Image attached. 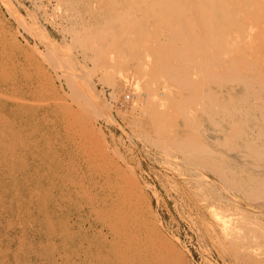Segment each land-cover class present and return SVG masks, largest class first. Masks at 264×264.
I'll return each mask as SVG.
<instances>
[{
    "label": "rangeland",
    "instance_id": "obj_1",
    "mask_svg": "<svg viewBox=\"0 0 264 264\" xmlns=\"http://www.w3.org/2000/svg\"><path fill=\"white\" fill-rule=\"evenodd\" d=\"M120 1L116 0L119 5L112 4L105 9V12L108 10L111 16H114L112 6L120 7ZM127 1L122 0L121 5V9L125 4L128 9L124 7V11L122 10L125 14L122 15L123 21H121L122 33H116L115 38H104L103 46V42L99 43L102 48L98 49L97 43H93V40H96L95 28L104 25L105 29L109 25L107 17L111 19L104 11L101 13L94 10L95 26H91L93 22L88 23L90 26L84 28L82 26L81 32L83 31L84 36L79 35L80 38L76 39V36L70 35L71 31L70 27L66 26L67 23L61 21L52 10L48 9L46 13L40 14L33 9L30 0H0V26L15 33L16 40L18 39L21 46L17 49L18 56H12L13 68L9 73L0 72V93L3 92V96L10 98L28 99V110L31 112L32 108H36L40 113L39 117H31L33 120H30L44 127L47 125L45 120H48L50 115L52 117L51 111L46 110L48 109L46 104L52 101L46 89L45 92L41 91L39 81L42 83V79L38 75V69L34 70L37 64L50 70L52 83L62 92L63 102L72 104L83 117L89 116L103 134V139L106 140V149L104 147L103 151L110 154V151H113L124 157L126 163L133 168L136 179L148 199L150 210L158 219L160 233L164 238L175 241L174 244L183 256L182 264H264V138L260 137L254 145L263 148L260 146L254 148L252 146L254 138L249 136L250 131L256 134L253 132L256 127H264L262 124L264 121V0H153L154 2L137 0V3L136 0ZM139 14L143 19L137 16ZM144 24L150 26L145 27ZM79 30V28L76 30L78 34H82ZM86 33L89 36H86ZM83 38L89 39L88 42ZM32 57L33 60L30 62ZM224 59H228V62H225L231 65L235 61L236 66L231 74L233 72L237 74L233 76L234 73L230 75L229 72H225L224 78L223 75L220 77L222 79H206L205 75L215 73L214 69L221 64V69H215L216 71L227 69L228 64L222 61ZM178 62L181 63L177 64ZM49 64L53 71L49 68ZM237 64H241L240 69ZM178 68L184 69L185 77L187 76L185 80L190 82L187 85H184L185 81L179 84V80L174 77V72ZM32 72H36L35 76ZM255 72L258 74L255 75ZM24 73L27 77H23ZM9 75H16L18 82L26 83L27 86L21 85L18 89H11L6 82H3ZM231 76L232 78H229ZM175 84L184 86V89H180ZM205 89H209L214 94L218 93L222 99L226 94L229 95V100L234 94L238 99L239 96L242 97L240 99L242 101L238 104L241 108L242 104L248 111L247 116L244 114L247 117L246 122L241 121L242 124H239L238 121L241 120L237 115L239 110L236 111L234 106L237 104L233 105V102H230V105L226 100H214L212 102L216 103L211 104L212 102L208 103L207 99H202ZM179 90L184 93L185 98L191 100L183 112L176 106L177 104H174L182 97ZM167 92H170L169 95L177 94L174 95L173 102L171 101L173 97L170 98ZM253 93H257V96ZM140 94L143 95L138 96ZM126 95H129L128 99H125ZM167 97L169 100L166 99ZM35 101L47 103L37 102V105ZM12 105L10 100L6 101L0 97V112L10 123L18 118L12 111ZM79 108L82 113L79 112ZM20 111L27 114L22 108ZM48 111L50 113H47ZM61 113H59L60 120L64 117ZM82 116L78 115V117ZM231 120L233 124L238 122L234 134L230 133L233 125ZM62 122L61 120L58 123L60 136L58 135L59 140L57 139L59 142L56 140L55 145L53 144L54 147H58L57 142L61 143L60 140L64 143L72 136L70 132L72 129L68 127L67 121L63 122L64 124L66 122L65 125ZM64 129L69 132L65 133ZM226 129H229L232 136ZM242 129H246V133ZM202 133L205 138L201 136ZM187 135L195 138L200 135L201 140L205 142L208 140L207 142L218 143L224 136L230 139L233 142L232 149L227 150L229 153H223L226 165L217 154L218 152L220 154L222 149L219 146V148L213 147L217 152L210 154L204 152V155L198 151L182 150L180 142L183 143L182 139L189 137ZM92 149L90 150L96 151ZM58 150L60 157H63V161L66 159V162L69 156L65 155L68 151H63L67 153L64 155L61 147ZM87 151L84 153L88 154ZM32 157L35 156L28 155L20 159L21 161H10L8 165L0 167V264H63L65 262L59 258L62 252L55 245L58 241L48 235L45 215L37 211L40 210L37 205L39 197L35 198L39 196H36L38 190L36 194L34 193L35 197L33 192H30L34 189L33 181L38 177L35 168H25L27 164L25 159L30 161ZM232 158L233 161L229 162ZM238 160L244 164H238ZM104 161L100 162L101 167L105 164L104 166L110 167L112 172L116 163L120 167V162L115 163L113 159L109 161L113 165L115 163L114 166ZM252 163H255L253 164L255 167ZM228 165L231 170H228ZM104 166L98 168L105 170ZM238 166L240 171L237 169ZM252 174L253 177L254 175L259 179L261 177V183L249 180L248 176L252 177ZM45 178L48 180L47 177ZM46 181L44 179L43 188L49 185ZM29 183L32 184L31 187H28ZM258 184L259 186L262 184L261 188L256 187ZM42 192H45L44 189ZM51 192L56 196L50 198L57 202L59 190H54L55 194L53 190ZM30 200L34 203H29ZM24 212H28V217ZM31 214H34L33 218L29 216ZM71 218L74 219V216L70 217V221ZM33 219L36 223L37 221L40 223L38 222L37 225ZM42 220L45 225H42ZM45 228L47 231L44 230ZM83 232L86 233L85 230ZM51 242H54V245ZM50 245L52 246L48 250ZM79 254L84 256L83 252L79 251ZM82 256L77 259L78 257L73 255L71 264H78L81 260L82 264H87L86 261L83 263ZM76 260H79L78 263ZM181 263L179 261L177 264Z\"/></svg>",
    "mask_w": 264,
    "mask_h": 264
},
{
    "label": "bare ground",
    "instance_id": "obj_2",
    "mask_svg": "<svg viewBox=\"0 0 264 264\" xmlns=\"http://www.w3.org/2000/svg\"><path fill=\"white\" fill-rule=\"evenodd\" d=\"M30 1L34 7L33 9H35V11L37 13L44 14V13H46V11L48 9L55 12V15L61 21H64L67 23V24L66 23L65 24H66V26L70 27L69 28L71 31L70 35L72 37L76 36V39L78 37L80 38L81 35L84 36V34L82 33L83 31L81 32L82 26H83V28L90 26V24L88 25V23L93 22V18H95V16H96L94 14V12H95L94 10H96V12L98 10V12L102 13L103 11L105 12V9L111 7L112 4L119 5L118 2H116V0H30ZM118 1H120V0H118ZM130 1H127V2H130ZM120 2L122 5L123 4L122 0ZM137 2L138 1L136 0L135 3H137ZM143 2H145V1H143ZM148 3L151 4V2H148ZM148 3H146V4H148ZM115 5H114L115 8L112 6V10L114 9V11H112V14H114V16L113 15L111 16V14L108 12V10H106V12H105L107 15L109 14L108 16L111 17V19H110L109 17L106 16L109 20L105 17L107 19V21L109 22V25L105 29L103 28L104 25H101L100 24L101 22L97 20L98 22H100L98 24H100L101 26H98L97 28H95L96 40L94 39L93 43H97V47L96 46L95 47L98 49H100L99 47H101V45L99 46V43L103 42L104 38L105 39H106V37L115 38V34L118 32L120 33L122 28H123L121 21H123L122 15H125V14L122 13V10L126 6V4L124 7H122V9H121V5H120V7H117V8ZM140 5H143V4H140ZM125 8L127 9V7H125ZM148 9H145V10H148ZM129 10H131V9H129ZM34 13H33V15H34ZM127 15H128V13H127ZM137 16H140V14ZM16 18L18 19L19 22L21 21L18 16ZM95 19H94V21H96ZM141 19H143V18L141 17ZM124 20H126V19L124 18ZM147 20H148V18H147ZM106 22H104V24ZM123 24H124V22H123ZM150 24H152V23H150ZM91 26H95L94 22L92 23ZM146 26H150V25H145V27ZM78 28L80 29L79 31L82 34H78V32L76 31ZM157 29H158V27H157ZM92 30H94V29H92ZM86 32H88V31H86ZM91 32H94V31H91ZM91 32L89 34H91ZM85 35L87 36L88 34L86 33ZM134 37H132V38H134ZM83 40L88 42L89 39L83 38ZM17 41H18V39L16 40L15 33L7 30L6 28H4V26L3 27L0 26V72L1 73H9V71L13 68V67H11L13 65V62H14L13 61L14 58L12 56H18L17 53H19V51L17 49H18V47H21L19 41L18 42ZM134 41H136L135 38H134ZM18 43H19V46L17 45ZM145 43H146V41H145ZM103 44H104V42L102 43V46H103ZM86 46H84V47L86 48ZM83 49L84 48H82V50ZM186 50H187V48H186ZM184 51H185V49H184ZM176 54H177V52H176ZM184 55H185V53H184ZM187 55H188V53H187ZM177 56H179V55L177 54ZM237 57H239V56H237ZM217 58H218V56H217ZM27 60L28 59H26V61ZM31 60H33V57H32V59H30V62H31ZM227 60L228 59H226V60L224 59L222 61L225 62ZM17 61H18V59H17ZM37 62L39 63V61H37ZM179 63H181V62H178L177 64H179ZM225 63H223V64H225ZM34 64H36L35 60H34ZM34 64H33V66H34ZM195 64H197V63H195ZM226 64H228V63H226ZM37 65H35L36 69L34 71H37V69H38V71H39L38 75L41 76L42 80L37 77L38 80H41V82H42V83H40V81H39V85H41L40 87H42V88H40L41 91L45 92L47 90L49 95H50L49 98L51 99L52 102H49V104H46V106L48 108L46 110L51 111V113L49 111L47 113L52 114V117L49 114L51 119L49 118L48 120H45L47 122V125L44 127L43 126L40 127V124H36L34 121L33 122L31 121V120H33L31 117H39L40 113H39V110L36 108H32L31 112L28 110V106H27V104H28L27 100L28 99L23 98V97L10 98L6 95L3 96L2 95L3 92L1 91L2 93H0V97L4 98V100H6V101L10 100L13 103L12 111H13L14 115H17L18 118L16 119V121H13L10 123V121H7V119L4 117L2 112H0V167L3 165H8V163L10 161L11 162L21 161L20 159H22L28 155L35 156V157H32V160H30V161L25 159V161L27 162L25 168L26 167H33L38 172L37 179L35 181H33L34 189L30 192H33L32 193L33 197H35L34 195L37 193L36 192L37 190L40 194L43 193L42 189H44V191H45L43 194H41V196L39 193L36 194V196L39 195L35 198L39 197V201L37 200L39 203L37 205H39V209H40L37 211H40V213L43 212V214L45 215V218L47 219L46 221L48 222V231L46 228L44 230H46L49 233L48 234L49 236H52L54 239H56L58 241V243L55 245H57V247H59L61 252H62V255L59 257L60 260L62 262L65 261L64 263H66V264H71V262H73V260L71 261V258L73 257V255H75V257L77 256L78 257L77 259H79L82 256V254L78 255V252L80 251V253H82V252L84 253V256H82L83 260H84L83 263L86 261L87 264H177L179 261H180V263L182 261H184V260H182L183 259L182 254H180L176 245L174 244L175 241L172 242V241L164 238V236L160 233V229H159V226L157 223L158 219L156 218L155 215H153V212L150 210L149 202L147 201L148 199L145 197V195L142 191L143 187H141V185H139V183L136 179V176L134 173L135 171L133 170V168L131 166H129L128 163H126L124 157L115 154L113 151H110L112 155L105 150L103 151L104 147L106 149V143H105L106 140L104 141V139H103L104 136H103V134H101L99 128L96 125H94L92 119L89 116H87V117L85 116L86 118L83 117L82 115L78 114L76 107L74 108V106L72 104L70 105L66 102H63L64 99H63L62 92L58 89L57 86L55 87L52 83L53 78H52V73H50V70H47L45 67H40L41 65H38L39 66L38 67ZM230 65H231V63L228 64L227 69L223 68L222 71H218L219 68L221 69L222 64L219 65L220 67H218V68L214 67L215 69H218L217 70L218 73L214 69L215 73H209V74L207 73L208 75L207 74L205 75L206 79L207 78L209 80L222 79V78H224L223 73H225V72H229L228 74L233 75L234 72L232 74H231V72H232L233 68H235L234 66H236L235 61L231 65V67H230ZM239 65L241 66V64H239ZM239 65L237 64V66H239ZM22 66H24V65H22ZM240 66H239V69H240ZM47 67H48V65H47ZM49 68H51V65ZM211 68H213V67H211ZM245 69H247V67ZM51 70L53 71L52 68H51ZM207 70H209V69H207ZM211 70H213V69H211ZM242 70H244V69H242ZM176 71L174 72V77L177 79V81L179 80V84H180V82L181 83H184V81L186 82L187 76L185 77L184 69L178 68V70H176ZM248 72L251 73L250 71H248ZM34 73L36 74V72H32V74H34ZM256 73L257 72H255V75H256ZM35 74H34V76H35ZM170 74H172V73H170ZM236 74L234 73L233 76H235ZM242 75H244L243 72H242ZM245 75H247V74L245 73ZM221 76H222V78H220ZM247 76H249V75H247ZM247 76H246V79H247ZM15 77H16V75H9L4 79L5 81L3 80V82H6L11 87V89H18L19 88L18 86H21V85L27 86L26 83L25 84L19 83L17 80L18 77H16V78ZM23 77H27L25 75V73L23 74ZM34 78H36V77H34ZM185 78H186V80H185ZM229 78H232V76ZM234 79H235V77H234ZM225 80H224V82H225ZM128 81H126V83ZM219 81H221V80H219ZM256 81H254V82H256ZM188 82L184 83V85L185 84L187 85ZM222 82H220V83L225 84ZM240 82H241V80H240ZM258 82H262V81H258ZM36 83H38V82H36ZM176 83L178 84V82H176ZM213 83H215V82H213ZM232 83H233V81H232ZM247 83L249 84V82H247ZM253 83H252V85H253ZM4 86H6V85H4ZM37 86H38V84H37ZM176 86L180 87V89L182 88V90L184 89V86H182V85H180V86L176 85ZM211 87H213V86H211ZM214 87H215V89H218L216 86H214ZM218 87H220V86H218ZM185 88H188V87H185ZM194 88H192V89H194ZM211 89H214V88H211ZM175 92L177 93V91H175ZM183 92H185V91H183ZM197 92H199V91H197ZM181 93H180V95H181ZM185 93H187V92H185ZM191 93H193V92H191ZM250 93L252 95V92H250ZM167 94L170 98H172V97L174 98V95H175L174 93H173V95L172 94L169 95L170 92L169 93L167 92ZM183 94L184 93H182V97L179 98V100L177 99L178 96H176L177 100L174 102V104H177L176 106L182 112L187 107V105H189V101H191L189 98H185L184 97L185 95L183 96ZM194 94H195V91H194ZM216 94L211 92L209 89H205V91H203V94H202L204 96H201V98L207 99L208 103H211L214 100L215 101L216 100H219V101L220 100H223V101L226 100V101H229V104L231 105V103L233 102L232 103L233 105H234V103L237 104V105H234V106H236L235 107L236 111L239 110L237 113L238 118L241 119V120L239 119L240 121H238L239 124H242L241 121H245L247 119L246 113H248V111L246 110V108H243V105L241 103L240 104H241L242 108L239 107L240 105L238 104L240 101H242V100H240L242 97L239 96V99H238V96L234 94V95H232V97L230 96L231 100H229L228 94L224 95L223 99L221 98L222 96L219 97L218 93H216ZM253 94L256 95L257 93H253ZM142 95L143 94H140L138 96H142ZM178 95H179V93H178ZM186 95H188V94H186ZM127 96H129V95H127ZM165 97H166V95H165ZM169 97H167L166 99L169 100ZM173 98L171 99V101L175 100V98L174 99ZM247 99H249V98H247ZM134 100H136V99H134ZM237 100H239V101H237ZM37 102H36L37 105H38V103H42V102L47 103L46 101H39L38 103ZM260 102H262V101H260ZM214 103H216V102H212L211 104H214ZM205 104L208 105L207 102H205ZM206 105H204V106L206 107ZM250 105H251V103H250ZM226 106H229V105H226ZM20 108L24 109L27 114H24V112H21ZM232 108L234 109V107H232ZM255 108H257V107H255ZM59 110L62 113L59 112ZM79 110H80V108H79ZM230 110H232V109H230ZM79 112H81V110ZM59 113H61L62 116L64 115V117H61V120L63 122L67 121V123L69 124L68 127L70 126V128L72 129V131H70V132L72 133L73 137L71 136V138L69 140L65 141V142H67V141L69 142V143L67 142V144L65 142L62 143L61 140H60L61 143H58L59 142L58 141L59 140L58 139V135H59L58 123H60V121H61L59 119L60 118L59 116H61V115H59ZM233 113H234V111H233ZM77 114L79 116H82V117H78ZM234 114H236V113H234ZM244 114H246V116ZM27 115H28V117H26ZM53 115H54V117H53ZM237 115L235 116L236 118H237ZM42 116L43 115H41V117ZM233 121H234V119H233ZM233 121H232V124H233ZM238 122L237 123L235 122L233 125L230 124V125H232L231 130H230L231 134H234L236 132ZM262 122H263L262 124L264 126V121H262ZM65 124H66V122H65ZM65 124L63 123V125H65ZM230 125H229V127H230ZM242 128H243V126H242ZM59 129H60V126H59ZM64 130H65L64 132L66 133L67 132L66 129H64ZM242 130H244V133H246L245 132L246 129H242ZM226 131H228L227 133H229V129L228 130L226 129ZM68 132H69V130H68ZM253 132H255L256 134L251 133V131H250V135L249 134L248 135L251 136L252 138H254V142H253L252 146L254 148H256L260 145L254 146L257 143V142L255 143V141H257L260 137H262V139L264 138L263 137L264 127H256ZM239 133H240V131H239ZM207 134H209V133H207ZM231 134H230V136H232ZM202 135H203V133L201 134V136ZM187 136H189V137L182 139V140H184L183 143L180 142V145L182 146L180 148L182 150L189 151V152L190 151L191 152L198 151L201 154H203L204 152L207 154L208 153L210 154L211 152L212 153L217 152L214 150L216 147L219 146L222 149L220 150V154H219V152L217 154L219 155V159L223 160V163H225V165H226L225 157H223V153H229L227 150H231L232 146H233V142H231L230 139L224 138L225 136H228L227 134H225V136L223 137L224 139L222 138L221 142H218V143L213 142V141L207 142L208 140L205 142V141L201 140L200 135L198 138L192 137L190 135H187ZM68 137H70V136H68ZM202 137H204V136H202ZM64 139H67V138L64 137ZM231 139H232V137H231ZM56 140L58 141L57 142L58 147H56V146L54 147ZM59 147H61L62 152L68 151L67 152L68 154L63 152L64 155L67 154L65 156H67V157L69 156L68 160L66 162H65L66 159L63 161V157L62 156H61L62 158L60 157L59 150H58ZM69 147H71V149H68ZM213 147H215V148H213ZM263 147H261V148H263ZM91 148H93L92 150H96V151L95 152L91 151L90 150ZM224 148H226V150ZM87 150H89V151H87ZM254 150H256V149H254ZM257 150H258V148H257ZM81 151H83V152H81ZM85 151H87L86 153H88V154H85L84 153ZM89 152H91V153H89ZM92 152H94V153H92ZM78 154H81V156H79ZM240 156H242V155H240ZM216 157H217V155H216ZM229 158H230V156H229ZM105 159H107L108 161L110 159L111 160L113 159V160H115V163H116V161L120 162V167H118L117 163H116V165L114 163V165L116 166L115 167L112 162H110V161L108 162ZM236 159H238V158H236ZM244 160H247V159L244 158ZM97 161H99V163ZM102 161H104V163L107 162V164L111 163L114 166L112 168V170H114V171L113 172L110 171V169H109L110 167L109 168L105 167L104 163H103L104 165H102V167L104 166L106 169L104 168L105 170H102L101 169L102 163L100 164V162H102ZM232 161H233V158L231 161L229 160V162H232ZM221 162H219V164ZM237 163L239 164L241 162H239V160H238ZM241 164L243 165L244 163H241ZM253 164L255 165V163H252V165ZM112 165H111V167H112ZM228 166H229V169L228 168L227 169L231 170L230 165H228ZM231 166H233V165H231ZM244 166L246 167V165H244ZM244 166H243V168H244ZM98 167H101V168L99 169ZM233 167H234L233 170L235 172V164ZM224 168H226V167L224 166ZM237 169L239 170V166ZM244 169H246V168H244ZM10 172H11V170H10ZM233 173H231V174H233ZM253 174H254V172H253ZM253 174H252V177H251V175H250V177L248 176L249 180H251L252 182H256V183H258V182L261 183V180H262L261 177L259 176L261 179L260 180L258 178V176L256 177L254 175V177H253ZM45 177H47L48 180ZM233 178H234V176H233ZM44 179H45V181L47 180L49 182V185H47L48 186L47 188L46 187L43 188L44 187V184H43ZM31 185L32 184H30V186L28 185V187H31ZM261 186H262V184H261ZM261 186H259V184H258V186H256V187L261 188ZM27 189H29V188H27ZM57 189L60 192L59 198H58L57 202H54L51 198L56 196V195H53L51 190H53V193H54V190H57ZM39 190H41V192ZM30 194H29V196L31 198L32 194L31 195ZM25 195H27V193ZM253 195H255V194H253ZM31 200L29 203L33 204L34 202L32 203ZM33 200H35V199H33ZM36 206H34V207H36ZM24 210H25V208H24ZM27 210H28V208H27ZM28 212H29V210H28ZM24 213L27 214L26 212H24ZM33 215L34 214H31L29 216H31L33 218ZM71 216H74V219L71 218V221H70ZM27 217H28V214H27ZM30 219L31 218H29V220ZM30 221H32V220H30ZM38 222L40 223V221H37V223ZM41 222L43 223L42 225H45L43 220ZM34 223H36V221ZM246 223H247V221H246ZM28 224H30V223H28ZM31 226H32V224H31ZM28 227H29V225H28ZM39 228H40V226H39ZM84 230L86 233L83 232ZM88 232H89V234H88ZM39 233L41 234L42 232H39ZM42 236L43 235H41V237ZM45 237H46V234H45ZM52 245H54V242L52 243ZM52 245H50L48 247V250ZM62 249H63V251H62ZM50 255H52V254H50ZM49 258H51V257L49 256ZM75 259L76 258H74V261H75ZM78 261H77V263H78ZM80 263L82 264V260L78 264H80Z\"/></svg>",
    "mask_w": 264,
    "mask_h": 264
},
{
    "label": "built area",
    "instance_id": "obj_3",
    "mask_svg": "<svg viewBox=\"0 0 264 264\" xmlns=\"http://www.w3.org/2000/svg\"><path fill=\"white\" fill-rule=\"evenodd\" d=\"M128 98H129V96L126 95V96H125V99H128Z\"/></svg>",
    "mask_w": 264,
    "mask_h": 264
}]
</instances>
